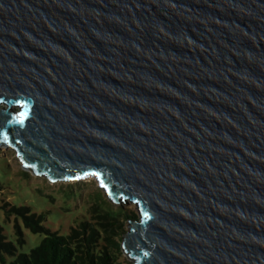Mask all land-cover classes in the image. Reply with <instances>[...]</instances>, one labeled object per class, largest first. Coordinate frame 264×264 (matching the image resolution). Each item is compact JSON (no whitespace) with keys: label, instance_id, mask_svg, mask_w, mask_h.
<instances>
[{"label":"water","instance_id":"water-1","mask_svg":"<svg viewBox=\"0 0 264 264\" xmlns=\"http://www.w3.org/2000/svg\"><path fill=\"white\" fill-rule=\"evenodd\" d=\"M4 145L134 202V264H264V0H0Z\"/></svg>","mask_w":264,"mask_h":264},{"label":"rangeland","instance_id":"rangeland-1","mask_svg":"<svg viewBox=\"0 0 264 264\" xmlns=\"http://www.w3.org/2000/svg\"><path fill=\"white\" fill-rule=\"evenodd\" d=\"M6 201L15 205H28L38 213L45 212L44 224L63 235L68 234L70 228L83 219L105 224L109 234L122 240L128 230L129 220L140 217L138 206L134 202L111 200L96 176L52 182L46 176L35 175L31 169H24L16 150L4 145L0 148V206ZM107 209L113 211L115 225L106 224L113 220L105 218ZM14 221L15 216L8 217L0 209V224L8 239L16 242ZM104 226L98 224L102 229ZM23 230L26 242L18 249L19 252L28 253L41 242L44 234L33 233L26 228ZM13 259L14 257L7 256L5 262L0 259V264H11ZM117 263L134 264L123 251L117 254Z\"/></svg>","mask_w":264,"mask_h":264},{"label":"trees","instance_id":"trees-1","mask_svg":"<svg viewBox=\"0 0 264 264\" xmlns=\"http://www.w3.org/2000/svg\"><path fill=\"white\" fill-rule=\"evenodd\" d=\"M0 209L8 217L15 216L13 227L16 242L8 239L0 224V259L3 262L7 256H12L11 264H120L117 263V254L122 251V240L109 234L103 223H98L104 226L102 229L97 223L82 219L70 228L68 234L63 235L44 224L45 212L38 213L28 205H15L9 201ZM104 216L107 220L113 219V211L107 209ZM113 222L115 219L106 224L115 225ZM23 228L44 234L41 242L28 253L19 252L18 249L26 242ZM100 232H103L102 235Z\"/></svg>","mask_w":264,"mask_h":264},{"label":"snow or ice","instance_id":"snow-or-ice-1","mask_svg":"<svg viewBox=\"0 0 264 264\" xmlns=\"http://www.w3.org/2000/svg\"><path fill=\"white\" fill-rule=\"evenodd\" d=\"M93 175H98V174H96V173H93ZM77 178H78V177H77ZM100 182H101V186H102V187H105V188H107V185L104 183L103 179H101V181H100ZM109 195H112V193L110 192V193H109Z\"/></svg>","mask_w":264,"mask_h":264}]
</instances>
